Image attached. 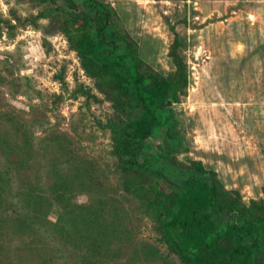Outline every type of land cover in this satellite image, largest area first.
Wrapping results in <instances>:
<instances>
[{"label":"rangeland","instance_id":"obj_1","mask_svg":"<svg viewBox=\"0 0 264 264\" xmlns=\"http://www.w3.org/2000/svg\"><path fill=\"white\" fill-rule=\"evenodd\" d=\"M102 1L146 69L172 72L178 37L188 84L172 103L180 143L169 158L215 170L223 201L235 191L264 204V0ZM53 6L0 0V264H186L124 189L111 126L127 114L86 72Z\"/></svg>","mask_w":264,"mask_h":264},{"label":"trees","instance_id":"obj_2","mask_svg":"<svg viewBox=\"0 0 264 264\" xmlns=\"http://www.w3.org/2000/svg\"><path fill=\"white\" fill-rule=\"evenodd\" d=\"M60 1L62 6L50 11L62 9V31L82 66L109 93L116 109L127 114L111 126L124 189L156 218L170 248L186 264H264V204L252 200L246 205L235 191L223 201L215 170L201 161L181 168L169 158L180 143L172 103L188 84L178 37L170 52L174 70L154 72L144 68L132 44L120 45L113 11L105 2ZM47 12L31 21L37 23V17ZM160 134L162 143L150 149L149 142ZM6 141L3 148L10 159L21 157L13 140ZM77 171L82 175L80 167Z\"/></svg>","mask_w":264,"mask_h":264},{"label":"water","instance_id":"obj_3","mask_svg":"<svg viewBox=\"0 0 264 264\" xmlns=\"http://www.w3.org/2000/svg\"><path fill=\"white\" fill-rule=\"evenodd\" d=\"M170 103V102H169Z\"/></svg>","mask_w":264,"mask_h":264}]
</instances>
